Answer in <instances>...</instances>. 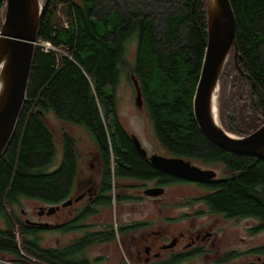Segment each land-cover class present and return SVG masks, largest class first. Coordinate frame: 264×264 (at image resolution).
Instances as JSON below:
<instances>
[{
    "label": "trees",
    "instance_id": "trees-1",
    "mask_svg": "<svg viewBox=\"0 0 264 264\" xmlns=\"http://www.w3.org/2000/svg\"><path fill=\"white\" fill-rule=\"evenodd\" d=\"M238 46L239 73L230 50L218 87L223 128L247 136L264 123V0H230ZM168 4L172 10L156 12ZM5 0H0V14ZM159 22V26L156 24ZM136 40L131 73L155 139L167 156L213 166L228 176L202 185V200L215 212L255 217L264 229V159L237 155L211 143L192 114V98L207 43L205 0H46L41 16L27 95L15 131L0 156V259L13 264H89V198L76 208L61 232L78 233L65 247L44 244V233L21 216V200L48 206L76 197L79 152L64 133L60 163L52 114L89 134L105 161L107 193L98 194L93 213L126 198L114 193L116 177L170 178L133 147L116 113L115 90L129 66L127 44ZM48 42L53 50L45 51ZM113 154V155H112ZM44 207V206H42ZM254 251L263 252L264 245ZM68 253H77L76 257ZM80 253V255H79Z\"/></svg>",
    "mask_w": 264,
    "mask_h": 264
},
{
    "label": "flooded vegetation",
    "instance_id": "flooded-vegetation-1",
    "mask_svg": "<svg viewBox=\"0 0 264 264\" xmlns=\"http://www.w3.org/2000/svg\"><path fill=\"white\" fill-rule=\"evenodd\" d=\"M92 143L94 146L89 149V178L78 181L77 176L75 185V191L80 190L83 196L89 198V264H115L110 261V256L116 258L118 264H264V251H254L255 247L264 245V242L256 245L253 242L254 236L264 233L259 219L215 212L202 200L211 192L202 185L221 182L228 176L227 169L220 163L215 166H221L224 173L216 171L215 166L214 169L193 163L215 170L214 180H198L168 171L165 172L172 175L170 178L141 180L116 177L114 193L126 197L117 202L127 201L134 214L113 222L98 219L103 207L96 213L93 211L100 207L98 194H102L103 190L107 193L108 183L103 181L105 161ZM141 146L147 155H140L151 164L149 156L157 152L148 151L142 143ZM151 187H162L163 193L158 196L144 194V190ZM189 188L194 195H190ZM169 189L179 191L162 201ZM139 192L141 194L138 195ZM68 221L62 218L55 224L48 223L46 228L57 227L58 234L64 236V243L59 244L57 240L54 246L65 247L69 240L76 238L78 233L60 231ZM31 222L32 226L43 227L39 225L40 221ZM68 255L76 257L78 254Z\"/></svg>",
    "mask_w": 264,
    "mask_h": 264
},
{
    "label": "water",
    "instance_id": "water-1",
    "mask_svg": "<svg viewBox=\"0 0 264 264\" xmlns=\"http://www.w3.org/2000/svg\"><path fill=\"white\" fill-rule=\"evenodd\" d=\"M46 0H5L0 14V156L5 151L16 129L27 95L29 76L33 61L38 28ZM206 1L207 43L197 84L192 98V114L201 133L214 145L237 155H248L264 159V123L247 136H238L226 131L210 112L211 93L219 87V79L225 62L233 49V61L239 73L246 76L255 86L252 78L243 72L237 63L238 46L236 22L230 0ZM135 99L141 105V91L133 77ZM218 96V93H217ZM218 109V108H217ZM136 151L146 156L135 134H130ZM153 166L164 171L198 180H214L215 170L201 168L180 157L153 153L149 156ZM162 187H151L144 194L158 196ZM83 193L61 204L39 207L38 214H54L60 207L77 202ZM26 222L32 223L28 219ZM47 227V222L39 223ZM0 264H13L0 259Z\"/></svg>",
    "mask_w": 264,
    "mask_h": 264
},
{
    "label": "rangeland",
    "instance_id": "rangeland-1",
    "mask_svg": "<svg viewBox=\"0 0 264 264\" xmlns=\"http://www.w3.org/2000/svg\"><path fill=\"white\" fill-rule=\"evenodd\" d=\"M161 5L156 12H168L171 7L166 4ZM156 24L159 26V22L156 21ZM127 59L129 62V66L126 67L121 75L118 82V85L115 90L116 97V113L118 115L119 121L124 129H126L129 133L135 134L137 138L140 140L142 145L148 151H155L160 154H165L152 131L151 122L148 118L146 108H143V104L137 105L136 103V93L133 85V77L136 79V76L131 73V69H133L135 57H136V40L133 39L127 44ZM218 97V96H217ZM47 123L53 131V140L56 146V157L54 164L51 168H55L61 161L62 153H63V145H64V133H67L69 136L73 137L76 141V147L80 153L79 156V170L77 174L78 181H84L89 178V149L92 146V140L89 137V134L86 132L84 128L81 126L73 125L71 123L65 122L61 119L55 118L52 114L47 115ZM215 166V165H213ZM212 166V168H214ZM216 171H221L224 173V170L221 166H215ZM214 168V169H215ZM142 182V181H140ZM141 184V183H139ZM189 187V186H187ZM80 191V190H79ZM75 191V195L81 194V191ZM178 189H169L166 192V195L162 197V201H166L170 195H176L178 193ZM135 194L134 191H132ZM190 195H194L193 191L188 190ZM141 192L138 193V195ZM137 195V194H136ZM86 199V196H83L77 202H73V204L61 207L60 211L54 213L52 215H38L37 211L40 206L46 207V205L42 204L38 201H33L30 199H22L21 200V209L23 213L21 216L25 219L31 221H40L41 223L47 222L51 224L57 223L62 218L66 220H70L76 212V208L79 207ZM146 203V202H145ZM129 203L127 201L117 202L116 204L112 202L110 207H103L101 210V214L98 219H106L109 222L117 221V219H125L132 214L133 209H129ZM134 214V213H133ZM132 214V215H133ZM86 224H89V218L85 221ZM4 222L0 217V226H3ZM64 233V232H62ZM67 235V234H65ZM44 239L48 243V245H57L56 241L60 243H64V236L59 235L58 232H47L44 233ZM254 244H258L260 242H264V233L259 234L253 237ZM45 244V241H44ZM46 245V244H45ZM110 249H113L112 245H109ZM89 252V251H88ZM110 261L118 264L116 258L110 256Z\"/></svg>",
    "mask_w": 264,
    "mask_h": 264
},
{
    "label": "bare ground",
    "instance_id": "bare-ground-1",
    "mask_svg": "<svg viewBox=\"0 0 264 264\" xmlns=\"http://www.w3.org/2000/svg\"><path fill=\"white\" fill-rule=\"evenodd\" d=\"M217 88L211 93L210 98V112L213 119L218 120V109H217Z\"/></svg>",
    "mask_w": 264,
    "mask_h": 264
},
{
    "label": "built area",
    "instance_id": "built-area-1",
    "mask_svg": "<svg viewBox=\"0 0 264 264\" xmlns=\"http://www.w3.org/2000/svg\"><path fill=\"white\" fill-rule=\"evenodd\" d=\"M41 45L45 51L53 50V47L48 42L42 43Z\"/></svg>",
    "mask_w": 264,
    "mask_h": 264
}]
</instances>
